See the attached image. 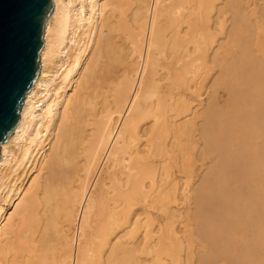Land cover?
I'll return each instance as SVG.
<instances>
[{
	"label": "bare ground",
	"instance_id": "6f19581e",
	"mask_svg": "<svg viewBox=\"0 0 264 264\" xmlns=\"http://www.w3.org/2000/svg\"><path fill=\"white\" fill-rule=\"evenodd\" d=\"M251 1L54 0L52 16L45 24L44 47L40 53V75L24 100L20 119L11 140L1 145L0 264H12L13 261L18 264H116L118 250H121V253L125 255L122 260L118 256L120 259L118 262L132 264L127 248L131 237L124 240L123 231L134 223L133 232L140 229V220L137 219L134 222L131 213L135 206L150 203L151 194L146 190L147 182H150L153 187L152 193H156L162 188L159 186L161 182L171 185L169 186L171 192H164V197L160 201L165 211H171L172 203H176L181 194L179 192V196L177 195L180 184L176 180L169 182L177 159L172 155L162 159L164 150L166 148L173 150L176 147L175 142H178L177 144L180 146L183 136L189 147L195 145L193 148H189L190 154L186 161V167L183 170L180 169L190 181L195 175L197 161H203V168L206 166L205 162L212 159L214 152H218L221 159L222 156H225L224 151L227 152L228 149L235 151L238 148L239 151V147H242L241 150L244 152L247 145L245 147H243L244 144L238 146L237 137L235 141L238 143H235V147L230 149L231 145L229 146V144H231L232 135L234 136L232 134L234 130L228 133V128H225V123L230 117L227 118L222 111L221 102L225 95H229L233 103L236 104L238 102L236 98L243 95L241 98L248 99L252 93L242 91L244 94H238L239 97L235 98L232 93L233 88L227 86V90H224L220 84L223 81L225 83V80L228 81L226 78L223 80L226 75L239 77L244 74L249 75V81L247 82V77L243 84L244 82L248 84L253 82L254 77L260 73H255L259 71V62L256 64V68V61L253 58L254 41L252 36H254V29L251 25V17L249 18L250 8L253 4ZM257 25L259 24L256 23ZM262 66L260 64L259 68L263 69L264 66ZM250 75L253 76L252 79H250ZM259 75L263 78L261 74ZM198 77L204 82L198 92L203 91L209 80L215 79L214 82L219 81V83L216 84L218 87L215 85L216 82L214 83L216 87H211L213 92L207 90L208 86L205 87L204 93L197 92L200 98L206 95L200 101L201 108L197 111L189 102L187 92L193 88L189 86V82ZM227 78L229 77L227 76ZM244 79L240 77V80ZM240 80L238 83L241 82ZM260 80L263 82V86L260 88L264 89V78H260ZM163 82L167 83L163 84ZM257 82L255 85L258 87L256 88L258 95L253 91L255 89L250 91L256 94V101L258 99L260 106L255 105L260 108L256 107L259 110L257 109L256 117L253 116L254 119L250 116L255 108L251 115L248 113L250 115L248 120L253 119L249 126L259 132L264 129V91L259 89ZM238 83L235 85L240 87ZM229 84L230 82H228ZM243 84L241 87L244 86ZM249 86L252 87L251 84ZM252 96L255 97L254 94ZM230 101L229 103H231ZM248 106H246L247 109L252 110V103L251 107ZM248 114H246V119ZM233 115H235L236 121L237 114ZM233 115L231 113L232 118ZM243 116H238L240 121ZM238 117L237 122L239 121ZM242 119L246 121L244 117ZM235 121L233 119L232 123ZM235 123L233 124L235 125ZM232 125H230L231 129H234V125L233 127ZM245 128L243 129L246 131ZM243 133L242 136L250 135L251 130L248 134ZM253 135L249 138L256 140V138L253 139ZM257 138L263 139L261 136ZM261 139L259 140L261 141ZM228 142L230 143L228 144ZM196 145L199 146V149H196ZM258 145L261 146V143ZM251 149L252 147L250 151ZM172 150L166 151V154L170 155ZM180 150L184 151L181 148ZM238 151L236 150L235 153ZM250 151H247L246 148V152L242 155L233 156L236 160L234 162L232 158L234 168L229 167L228 164L223 167L220 160L219 169H216L219 171L217 173L215 171L214 174H221L220 170L224 168L227 171L230 170L231 173L233 171L232 175L245 176L247 185L254 186L257 176L264 171L258 170L263 164L261 161L264 152L259 151L262 155H258L257 152H254L255 149ZM238 155L241 156V159H238ZM157 158H161V160L159 161ZM184 159L182 158V160ZM216 160H214L215 163ZM97 164L105 165L108 175L105 174L108 179L113 180V186H108L105 183L101 188H96L94 185L91 187L90 179L95 176ZM162 165L164 166L161 167ZM215 165H219V163ZM231 167L233 170L230 169ZM213 171L214 169L207 168L204 169L205 173L202 171L203 174H199L198 190L200 192L196 194V197L199 195L197 201L195 200L196 204L203 201L206 206L205 202L209 197L206 194L211 192H206V189L209 184L212 185ZM217 176H213L214 179ZM187 179V183L184 185L189 189L192 181L189 183ZM219 181L222 182L221 179ZM231 181L234 180L231 179L227 182L233 186ZM241 181L243 182V179ZM258 181L260 182V178ZM242 185L244 184L242 183ZM216 187L218 188V186ZM216 187L212 190L216 191ZM244 187H240V189L242 190ZM259 188L256 194L260 195ZM261 188L263 187L261 186ZM111 189L116 192V201L110 198ZM226 190L225 192H229ZM235 190L240 191L239 189ZM251 190L253 192V187L250 192ZM184 193L188 192L184 191ZM215 193L214 195L218 194L219 197L215 198V196L214 199L210 195L212 199L219 200L221 197L223 200L221 194ZM188 194L191 195V193ZM247 194L250 193L247 192ZM260 196L257 197L258 201ZM225 197L230 198L226 195ZM184 198L183 201L186 200ZM205 198L207 199L205 200ZM235 198H230V200L234 201ZM212 199L209 203L206 202L207 210H211L215 206H211V202L214 203ZM255 200L258 205L261 201L263 202V199L259 203L256 198ZM112 201L113 207H111ZM232 201H230L231 204ZM238 201L242 200L237 198L235 202L239 203ZM218 202L220 203V201ZM230 202L228 203L230 204ZM226 203L224 202L225 205ZM104 204H107V209L102 208ZM249 204L251 203L249 202ZM5 205L10 209H7ZM122 205H126L128 211L121 209ZM188 206L190 205L188 204ZM204 206L203 209H205ZM210 206L211 209H209ZM223 206L219 207L224 208ZM220 208L217 210L224 211ZM200 209L202 212L201 207ZM262 209H264L263 205ZM196 210L198 211V209ZM207 210L205 209L203 212L206 213ZM217 210L216 213H218ZM231 210L226 211L225 209L224 212H227L228 215ZM220 212L219 214L222 213ZM232 212L236 213L233 210ZM257 212L255 215L253 214V217ZM208 214H203L202 218L204 216L206 219L209 216L213 217L215 213ZM244 214L246 213L244 212ZM177 215L172 213L171 217L174 218ZM199 215L201 216V214ZM239 215L241 216V213ZM247 215L250 216L249 212ZM257 215L259 216V214ZM242 216L244 215L242 214ZM219 218L220 216L217 220L221 221ZM205 220L203 221L206 222ZM256 220H253L255 225ZM231 221L229 219V222ZM204 222L201 221V223ZM213 222L215 223V220ZM218 222L212 224L217 226ZM248 222L250 223L247 220ZM263 222L261 223L264 224ZM71 224L74 228H70ZM231 225L233 226V224ZM258 227L261 228V225ZM172 228L175 233L174 226ZM252 228L254 229V226ZM145 229L144 235L147 242V239L153 235V230ZM224 232L228 231L224 230ZM206 234L208 235L207 232ZM261 234L259 232L258 235ZM197 235L199 236V233ZM225 237L223 236V238ZM206 238L208 239V237ZM213 238L215 237L213 236ZM256 238L258 239L257 236ZM164 239L166 240V237ZM163 240L158 238L157 241H154L148 255L152 253L157 264L161 262L164 255L171 260V264H177L179 255L174 242L169 236L168 240L171 243L168 242L167 245ZM219 240L222 241V239ZM221 241L220 244H222ZM255 241L254 245L251 243L254 247ZM145 245L147 244H144L143 248ZM228 248L230 247L228 246ZM258 250L260 251V248ZM53 251V255L50 254ZM49 254L52 255V263H49L48 258L51 259ZM229 254L226 253L225 256ZM230 257H232L231 254ZM162 262L161 264H163Z\"/></svg>",
	"mask_w": 264,
	"mask_h": 264
},
{
	"label": "rangeland",
	"instance_id": "374dc122",
	"mask_svg": "<svg viewBox=\"0 0 264 264\" xmlns=\"http://www.w3.org/2000/svg\"><path fill=\"white\" fill-rule=\"evenodd\" d=\"M242 1H244V0H242ZM246 2L247 1H251V0H245ZM251 2H253V4H252V6H251V8H250V12H249V18H250V20H251V25L253 26V34H254V36H252L253 38H252V40L254 41L253 42V58H255V61H256V63H255V67L257 68V65L256 64H258V62H259V64H258V69H259V71H256L255 73H258V72H260V73H258L255 77H254V81L253 82H255L254 84H252L251 82L250 83H248L249 85L251 84L252 85V87H253V85H254V87L252 88L251 86H249L247 83H245L246 82V79H247V77H248V80H247V82L249 81V75H246V74H244V75H240L239 77L238 76H231L230 77V75H226V77H224L223 78V80H225V78L226 79H228V81L227 80H225V83H221L220 84V87L222 88V89H224V90H227V86H229V87H231V88H233L232 90V93H234V95H235V98L236 97H239L238 96V94L240 95V94H244V93H247V92H249L250 94L252 93V94H254V96L257 94L258 95V93H256V88H258V87H256V82H257V80H258V84H257V86L259 85V89H261L260 88V86L262 87L263 85V82H262V80H260V78L261 79H263L264 78V74H262V73H264V0H252ZM261 12H263V13H261ZM263 10V11H262ZM254 13V14H253ZM258 13V14H257ZM261 14H262V16H261ZM258 18V20H256ZM257 22H256V21ZM258 21H259V23H258ZM256 23L257 24H259V25H257L256 26ZM245 26H246V24H245ZM255 26V27H254ZM217 33H219L218 31H217ZM225 41V40H224ZM224 44H225V42H224ZM222 53L224 54V51H222ZM259 55V56H258ZM255 56V57H254ZM226 57H227V53H226ZM258 58V60H257V58ZM262 59V60H261ZM262 62V63H261ZM260 64H261V66H262V64H263V69L262 68H259L260 67ZM261 70H262V72H261ZM259 74H261L262 76H263V78L262 77H260V75ZM258 75H259V79H258ZM227 76L229 77V78H227ZM246 76V77H245ZM253 76H254V73H253ZM253 76H251L250 75V79H252L251 77H253ZM235 77V78H234ZM240 77H241V79H242V77H243V79H244V77H245V79L244 80H240ZM256 78H257V80H256ZM235 79V80H234ZM203 79H199V77L198 78H196L195 80H193V81H191V82H189V86H191V87H193L191 90H189L188 92H187V94H189V96H188V99H189V102L193 105V107H195V110H199L201 107L199 106V103H200V101L203 99V98H205L206 97V95L203 97V98H200L199 97V95H198V93L200 94V93H204L205 92V87L206 86H208V88H207V90L209 91V92H213V89L211 88V87H218V85H216V84H218L219 83V81L218 82H214V80L215 79H212V81H210L209 80V82H207L206 84H205V87L203 88V91H199L198 92V90L201 88V84H203L204 82L202 81ZM222 80V79H221ZM220 80V81H221ZM233 80H234V82H233ZM241 81L240 83H238V81ZM237 81V82H236ZM243 81H245L244 82V84H243ZM262 83H261V82ZM226 82H227V84H226ZM228 82H230V84L228 85ZM167 82H163V84H166ZM212 83V84H211ZM214 83H215V85L216 86H214ZM236 83H238V85L240 84V87L239 86H236L237 84ZM260 83H261V85H260ZM236 84V85H235ZM246 85L245 87H246V89H245V87L244 86H242L241 87V85ZM231 85V86H230ZM233 85V86H232ZM236 87V88H235ZM250 87V88H249ZM244 88V89H243ZM234 89H237V90H234ZM239 89V90H238ZM253 89H255V90H253ZM263 89V88H262ZM261 89V90H262ZM247 90V91H246ZM253 90L254 92H251V91ZM237 91H239V93H237ZM244 93H243V92ZM262 91H264V89L262 90ZM261 91V92H262ZM198 92V93H197ZM236 93V94H235ZM248 93V94H249ZM252 94L248 97V99H246V97H245V99H243V98H241V97H243V95L242 96H240L238 99L236 98V100L238 101H236L235 99V102H237L236 104L235 103H233V100L232 99H230V96L229 95H225L224 96V98L222 99V102H221V106H222V111L224 112V114L226 115V117L227 118H229V119H227V122L225 123V128L227 127L228 129L227 130H229V131H227L228 133L229 132H232L233 130V133L232 134H234V136H235V138H233L234 136L232 135V138H233V140H232V138H231V144H229L230 142H228V144H229V146L231 145V147H230V149H232L233 147H235V143H238L239 145L238 146H240V144H241V146H243L242 144H244V146L243 147H245L246 145L248 146H246V148H247V151H250V148L252 147V149H251V151L250 152H252V151H254V149H255V151L254 152H257V154L258 155H262L261 153H263L264 152V149H263V151H262V148H264V129H263V131H259V132H261L260 134H258L259 132H256L255 130H253V128H251L250 126H249V124L251 123V120H253L254 119V117H256V115H257V113H258V108H260L259 106V104H260V102H258V99H257V101H256V96L253 98V96H252ZM252 97V98H251ZM263 97V96H262ZM190 98H191V100H190ZM241 98V99H240ZM250 99V100H249ZM255 99V100H254ZM231 100V101H230ZM241 100H242V102H241ZM245 100V101H244ZM246 100H249V101H246ZM229 101L231 102V103H229ZM207 102V101H206ZM244 102V103H243ZM247 102V104H245ZM248 102H250V104L252 103V110H249V108L247 109V105H249L248 107H251L250 106V104H248ZM255 102V103H254ZM228 103H229V105H228ZM238 104V105H237ZM246 106H245V105ZM255 104H257V105H259V106H257V105H255ZM236 106V108H235V106ZM197 106V107H196ZM229 106H232L231 108L229 107ZM245 106V107H244ZM255 106V107H254ZM256 107H258V108H256ZM240 108V109H239ZM255 108V110H254V112H253V109ZM230 109H232V110H230ZM243 109H244V111H243ZM258 109V110H257ZM237 110V111H236ZM231 111V112H230ZM235 111V112H234ZM240 111V112H239ZM243 111V112H242ZM245 111H246V113H245ZM252 112H253V114H252ZM256 112V113H255ZM231 113H232V115L233 114H237L236 115V121H235V115H233L234 117L232 118L231 117ZM244 113H245V115H244ZM248 113H250V115L248 114ZM255 113V114H254ZM244 117V119L246 120V121H243V117L241 118V120L242 121H240V117H238V116H241V115ZM246 114H248L247 115V119H246ZM250 116V118H253V119H250V120H248V117ZM254 116V117H253ZM237 117L239 118L238 120V122H237ZM182 118V117H181ZM233 119H234V121L236 122H233V123H235V125L232 123V121H233ZM199 120V119H198ZM230 121H231V123H230ZM247 122V123H246ZM242 123V124H241ZM234 125V129H231V126L230 125ZM248 124V126H246ZM233 125H232V127H233ZM238 125V126H237ZM243 125H244V127H243ZM240 126V127H239ZM242 126V127H241ZM237 127H239L238 129H237ZM246 127V128H245ZM243 128H245L246 129V131L243 129ZM249 128V129H248ZM249 131H248V130ZM226 130V129H225ZM236 130L238 131L237 133H236ZM250 130H251V133H249L250 132ZM248 131V132H247ZM255 131V132H254ZM243 132H245L246 134H250V135H243L242 136V134H244ZM236 133V134H235ZM258 134L257 135V137H259V136H261L263 139H261V138H257V137H255L253 134ZM263 133V134H262ZM237 135V136H236ZM251 135H253V139L254 138H256V140H252V139H250L252 136ZM236 137H237V139H236ZM250 137V138H249ZM246 138H249V139H246ZM235 139H236V141H238V142H236L235 141ZM259 139H261V141L259 140ZM182 146L180 145H178L177 143L178 142H175V146L176 147H174L173 148V150L172 149H170V148H166L165 150H164V154H163V157H161L162 159H165V158H167V157H169V156H174L176 159H177V162L176 163H174V167H173V170H172V177H171V179H169V182H172V181H174V180H176L177 181V183H179L180 184V189H181V191H180V189L178 190V192H177V195L179 196V194H180V196H179V199H178V203L176 204V203H172V209H171V211L169 210V211H165V210H163L164 208L162 207V205L160 204V201L162 200V198L164 197V192H167V193H170L171 191L169 190V186H171V185H169V184H162V182H161V184H160V182H159V186L160 187H162L159 191H157L156 193H152L151 191L153 190V187L151 186V183L150 182H147V192L149 193V194H151L150 196H151V201H150V203H148V204H144V205H139V206H135L134 208H133V211H132V213H131V216H132V219H133V221L135 222V220H137V219H139L140 220V226H139V228L140 229H138L137 231L135 230V232H133L134 231V224L131 226H127L128 228H125V230L123 231L124 232V236H125V238H124V240H126V239H128V237L130 236L131 237V239L128 241L129 242V244H128V242H127V244H128V250H129V259H131L130 260V262L132 263V264H153L154 262V264H157L156 262V259L154 258V256L152 255V253L150 254V255H148L149 253H150V247L152 248V246L154 245V244H152L154 241H157L158 240V238L159 239H164L165 237H166V240L164 239L163 241H164V243H166L167 245L169 244V243H171L170 242V240H168V236L170 237V239H172V241L174 242L173 244L175 245V247L177 248L176 250H177V252H178V255H179V261H178V263L177 264H234V263H236V264H264V249H262V248H264V238H262V237H264V234H263V230H264V224H262L261 222L262 221H264V209H262V205L264 206V171L262 172V173H259V175H258V173H257V175L259 176H257V178L259 179L260 178V182L258 181V179L256 178V181H255V185L254 186H251V187H249L248 185H247V180H245L246 179V177L245 176H243V177H240V176H242V175H240V174H238L237 176H238V179H237V176L236 175H232V174H234L233 173V171H232V173H231V171L230 170H228L227 171V169L225 170L224 168H222L221 170H220V172H221V174H214V172L216 171V169H219V166H220V162H221V164L222 165H224L223 167H226V165L228 164V166L230 167V166H232L233 167V161L235 162L236 160H235V156H237L236 154H240V155H242L243 153H245L246 152V148L243 150L244 152H242V150H241V148L242 147H239V151H238V148H234L235 149V151L237 150L238 152L237 153H235V151L234 150H230L229 151V149H228V151L227 152H225L224 151V155L226 156V158H224L225 156H222V159H221V155H219V153L218 152H214L213 153V155H212V159H208V161L207 162H205L206 164V166H204L203 168H202V165H203V161H197L196 162V164H195V167H197V169H196V172H195V175H194V177L193 178H191V181H192V184L189 186V189H188V187H186L185 188V185L184 184H186L187 183V181H186V179H187V177L185 176V174H183L181 171H180V169H182L183 170V168L184 167H186V165H187V160H188V155L190 154L188 151L191 149L190 147H194L195 145H192V146H188L187 145V143L185 142V139H184V136L182 137ZM246 140V141H245ZM251 140V141H250ZM259 140V141H258ZM227 141V140H226ZM254 141V142H253ZM248 142V144H245V143H247ZM258 143V144H260L261 143V146L260 145H258L257 143L256 144H252V145H250L251 143ZM227 144V143H226ZM178 145V146H177ZM237 147V146H236ZM180 148L182 149V150H184L183 152L180 150ZM190 148V149H189ZM227 148H229L228 146H227ZM164 149V148H163ZM169 149V150H168ZM196 149H199V146H197L196 145ZM196 149H195V151H196ZM243 149V148H242ZM258 149H260L259 151H261V153L258 151ZM172 150V153L169 155L168 153L166 154V151H171ZM174 151V152H173ZM231 151H233V152H231ZM218 153V154H217ZM231 153H232V157H231ZM235 153V154H234ZM260 153V154H259ZM182 154H183V156H182ZM196 154V153H195ZM216 154V155H215ZM264 154V153H263ZM168 155V156H167ZM181 156H182V158L184 159V160H182V158H181ZM214 156H216V157H214ZM228 156V157H227ZM234 156V157H233ZM161 158H157L159 161L161 160ZM214 158H216V159H214ZM229 158V159H228ZM231 158V159H230ZM232 158L234 159L233 161H232ZM224 159V160H223ZM238 159H241V156H239L238 155ZM211 160V161H210ZM214 160H216V163H215V161ZM221 160V161H220ZM223 160V161H222ZM227 160V161H226ZM212 161H214L213 163H212ZM220 161V162H219ZM226 162V164H225V162ZM231 161V162H230ZM183 162V163H182ZM219 163V165H215V164H218ZM261 163H263V164H261V168H258V170L259 169H261V170H264V156H262V161H261ZM209 164V165H208ZM214 165H215V167H214ZM164 165H162L161 167H163ZM217 167V168H216ZM229 167H227L228 169H229ZM230 168L231 170H233V168ZM214 169V171H213V174H212V180L213 181H211V183H212V185H208L207 186V189H206V192L208 191V193L209 194H206V195H209V197H207V198H205V200H206V202L207 203H209L210 201H211V199H212V197L210 196V195H212L213 196V198L216 196V195H214V193L218 190V188H219V191H217L219 194H221L222 196H223V200L221 199V197H220V199L218 200V199H216V200H214L215 198H218L219 196H218V194H217V192L215 193V194H217V196L214 198V199H212V201L214 202L213 204H212V202H211V206H218V207H216L215 208V206L212 208L211 206L209 207V209H211V210H207L208 208V206H207V204H206V202H205V205L207 206H204V202L202 201V203H201V205L199 206V204L200 203H198V204H196V199H198V196L199 195H197V197H196V194H199L198 192H200V190H198V186L200 185V180H199V176L201 175V174H203L202 173V171L204 172V169ZM221 168V167H220ZM263 168V169H262ZM217 171H219V170H217ZM217 171H216V173H217ZM224 171V172H223ZM227 172V173H226ZM107 174V170H106V167H105V165H103V164H97L96 165V167H95V176L94 177H91V179H90V185H91V187L94 185V187H98V188H101V187H103V185L105 184V183H107V185L108 186H113L114 185V183H113V180H111V178H109L108 179V176H106V174ZM181 173V174H180ZM205 173V172H204ZM219 173V172H218ZM101 174V175H100ZM200 174V175H199ZM231 174V175H230ZM261 174H262V177H260L261 176ZM108 175V174H107ZM216 175H218L217 176V178L216 179H214V177H216ZM223 175H225V176H223ZM106 176V177H105ZM203 176V175H202ZM214 176V177H213ZM220 176H221V178H220ZM222 176H223V179H222ZM228 177H230L229 179H227ZM232 177V178H231ZM222 180V182L221 181H219L220 179ZM179 179V180H178ZM181 179V180H180ZM217 179H218V181H217ZM234 180V181H231L232 183H233V186H231L232 184L231 183H229V182H227V181H229V180ZM243 179V182L241 181L240 182V180H242ZM103 180V181H102ZM188 181H189V183H191V181L189 180V179H187ZM245 180V181H244ZM245 182V183H244ZM199 183V184H198ZM238 183V184H237ZM240 183H241V185H242V183L244 184V185H240ZM260 184V185H258V184ZM182 184V185H181ZM165 185V186H164ZM230 185V186H229ZM237 185H238V188H237ZM184 186V187H183ZM196 186V187H195ZM216 186H218V188L216 187ZM246 186H248L247 188H245ZM261 186L263 187V188H261ZM159 187V188H160ZM166 187H168V189H165ZM211 187V188H210ZM215 187H216V191L215 190H212V189H215ZM226 188V189H224V188ZM240 187H244V189H240ZM252 187H253V192H252V190H251V192H250V189H252ZM260 187V188H259ZM106 189H107V187H105ZM232 188H234V189H232ZM250 188V189H249ZM258 188L260 189V195L259 194H256V192L258 191ZM113 189V188H112ZM110 190L112 193H111V195H110V198L111 199H113L114 201H116L117 200V196H116V192H113L114 190ZM183 189H185V190H183ZM209 189V190H208ZM235 189H239L240 191H238L237 192V190H235ZM256 189V190H255ZM183 190V191H182ZM196 190H198V191H196ZM225 190L226 191H229V192H225ZM246 192H245V191ZM263 191V193H262V191ZM184 191L186 192H188V193H191V195L190 194H188V193H184ZM191 191V192H190ZM215 191V192H214ZM255 191V192H254ZM180 192V193H179ZM214 192V193H213ZM222 192H224L223 194H222ZM247 192L248 193H252L251 194V196H250V194H247ZM231 193V194H230ZM258 193V192H257ZM262 193V194H261ZM188 195V196H187ZM220 195V196H221ZM225 195L228 197H230V198H232L233 199V197L235 198V200L234 201H232V199L230 200V198H226L225 197ZM234 195H236V196H234ZM253 195H255L254 197H253ZM184 196H186V198H184ZM232 196V197H231ZM244 196V197H243ZM260 196V200H262L263 199V202L261 201V203L258 205L257 203H256V200H255V198L257 199V201H258V198L257 197H259ZM181 197V198H180ZM190 197H191V199H190ZM196 197V198H195ZM183 198L184 199H186V200H184L183 201ZM188 198V199H187ZM209 198H211L210 199V201H209ZM237 198L239 199V200H242V201H238L239 203H237V202H235V201H237ZM241 198V199H240ZM248 198H250L249 200H248ZM262 198V199H261ZM182 199V201H183V203H182V201L180 202V200ZM244 199V200H243ZM252 199H254L255 200V202H254V200H252ZM187 200H188V204L190 205V206H188V204H187ZM196 200V201H195ZM260 200L258 201V203L260 202ZM190 201V202H189ZM216 201V202H215ZM218 201H220V203L218 202ZM230 201H232L233 203L232 204H234L233 206H232V204H231V202ZM224 202H227L226 203V205L224 204ZM228 202H230V204L228 203ZM248 202V203H247ZM249 202L251 203V204H249ZM185 203V204H184ZM217 203V204H216ZM224 204V206H223V204ZM235 203H237V204H235ZM243 203V204H242ZM247 203V204H246ZM254 203V204H253ZM113 204V201L111 202V207H113L114 205H112ZM186 204H187V206H186ZM218 204H220L221 206H223L224 208H220L219 206L220 205H218ZM253 204V205H252ZM181 205V206H180ZM209 205V204H208ZM239 205V206H238ZM243 205V206H242ZM252 205V206H251ZM256 205V206H255ZM257 205H258V210H257ZM124 206V207H123ZM185 206V207H184ZM192 206V207H191ZM203 206H204V208L207 210V212L210 214H217V215H213V217L211 216H209L207 219L208 220H212V221H208L205 217L206 216H204V218L206 219H204V218H202V216H203V214H208L207 212L206 213H204L203 211H205V209H203ZM228 206H232V207H228ZM244 206H245V208H244ZM251 206V207H250ZM254 206H255V208H254ZM5 207L7 208V209H10V207H8L7 205H5ZM187 207V208H186ZM200 207L202 208V212H201V209H200ZM225 207H227V208H225ZM240 208V210H238L239 208ZM251 209V212H250V209ZM259 207H261V208H259ZM102 208L103 209H107V204H104L103 206H102ZM224 209V211H225V209H226V211L227 210H233V211H236V213L235 212H232V210H231V212H229L228 213V215H227V212H224V211H221V210H217V209ZM249 210H248V209ZM254 210H253V209ZM121 209H123L124 211L126 210V211H128V209H127V206L126 205H122V207H121ZM196 209H198V211L196 210ZM200 209V210H199ZM213 209H216L217 211H218V213H216V210H213ZM242 209L244 210V212L246 213V214H244V212L242 213ZM248 211H247V210ZM260 209H262V210H260ZM200 211V212H199ZM213 211H215L214 213H213ZM224 213L223 215H222V213ZM238 211V212H237ZM256 211H258L257 212V214H259V216L256 214V216L255 217H253L254 215H255V213H256ZM167 212V213H166ZM174 213L175 215L176 214H178L177 216H175L174 218H172L171 217V214L172 213ZM219 212L221 213V214H219ZM248 212H249V214H250V216L249 215H247L248 214ZM166 213V214H165ZM235 213V214H234ZM241 213V216L239 215V214ZM263 213V214H262ZM199 214H201V216L199 215ZM208 214V215H209ZM210 214V215H211ZM231 214H233V215H230ZM238 214V215H237ZM242 214L244 215V216H246V218H244V216H242ZM254 214V215H253ZM260 214H262V215H260ZM207 215V216H208ZM222 215V216H221ZM226 215V216H225ZM179 216V217H178ZM214 216H216L215 218H214ZM220 216V218H221V221L220 220H217L218 219V217ZM230 216V217H229ZM240 217V219H239V217ZM258 216V217H257ZM261 216H263V217H261ZM166 217V218H165ZM195 217V218H194ZM224 217H225V220L227 219L228 221L226 222L225 220H223L224 219ZM229 217V218H228ZM234 219H233V218ZM236 217H237V219H236ZM244 218V219H241V218ZM248 217V218H247ZM250 217V218H249ZM255 218V219H253V218ZM179 218H180V220H179ZM193 218H194V220H193ZM202 218V220H200ZM215 220V223L213 222L214 220ZM219 218V219H220ZM252 218V220H250ZM256 218H257V220H256ZM177 219V220H176ZM183 219V220H182ZM198 219V220H197ZM229 219H230V221H231V219H233L231 222H229ZM262 220V221H259V220ZM203 220H205L206 222H204ZM223 220V221H222ZM247 220L248 221H250V223L248 222L247 223ZM253 220H256V222L258 223V226H260L261 225V228H259L258 226H257V223H256V225H255V222H253ZM201 221L202 222H204V223H201ZM218 221H220V222H218V228H216L217 226L216 225H213V224H217V222ZM226 222V224H224L225 222ZM241 221V222H240ZM246 222V224H247V226H246V224H244L245 222ZM185 222V223H184ZM210 222V223H209ZM222 222H224V223H222ZM228 222H229V224H228ZM240 222V223H239ZM254 224H252V223ZM200 223L202 224L201 225V227L203 228V230H202V228L200 227ZM206 223H208L207 225H204V224H206ZM213 223V224H212ZM222 223V224H221ZM264 223V222H263ZM175 224H176V226H175ZM231 224H233V226L231 225ZM252 224V225H251ZM213 225V226H212ZM230 225V228H228V226ZM238 225V226H237ZM245 225V226H244ZM250 225V226H249ZM262 225H263V229H262ZM149 226V227H148ZM174 226V229H175V233H174V231L172 230L173 227ZM205 226V227H204ZM214 227V228H212V227ZM227 228H226V227ZM232 226V227H231ZM234 226H235V228H234ZM237 226V227H236ZM252 226H254V229L252 228ZM256 226V227H255ZM130 227V228H129ZM148 228V229H152L153 230V235L150 237V239L148 238L147 239V242H146V240H145V231H144V229L145 228ZM196 227V228H195ZM244 227V228H243ZM248 227V228H247ZM70 228H74V226L71 224L70 225ZM146 228V229H147ZM198 228V229H197ZM201 228V229H200ZM248 230H247V229ZM251 228V229H250ZM128 229V230H127ZM145 229V230H146ZM195 229V230H194ZM200 229V230H199ZM217 229V230H216ZM234 229V230H233ZM256 229V230H255ZM261 231H260V230ZM224 230H226V231H228L227 233L226 232H224ZM231 230V231H230ZM252 230V231H251ZM257 230H259V231H257ZM220 233H219V232ZM248 231H250L249 233H248ZM258 233H257V232ZM263 231V232H262ZM128 232V233H127ZM133 232V233H132ZM202 232V233H201ZM206 232L208 233V235L206 234ZM214 232V233H213ZM224 232V233H223ZM231 232V233H230ZM259 232H260V234H261V232H262V234L259 236L258 234H259ZM132 233V234H131ZM136 233V235L135 236H137V237H135L134 236V234ZM199 233V236L197 235ZM226 233V234H225ZM257 233V234H256ZM201 234H205V235H207V236H205V235H201ZM216 234V235H215ZM184 235V236H183ZM226 236L225 238H223V236ZM232 235V236H231ZM248 235V236H247ZM251 235H252V238H250L251 237ZM258 237V239H260L259 241H258V239L256 238V236ZM186 236V237H185ZM201 236V237H200ZM205 236V237H204ZM213 236L215 237V238H213ZM218 236V237H217ZM129 237V238H130ZM141 237V238H140ZM206 237H208V239L206 238ZM217 237V238H216ZM229 237V239H227ZM154 240H153V239ZM262 238V239H261ZM179 239V240H178ZM205 239V240H204ZM215 239H217V240H215ZM219 239H222V241L221 240H219ZM224 239H226V240H224ZM250 239V240H249ZM134 240V241H133ZM140 240H143V241H140ZM153 240V241H152ZM219 240V241H218ZM227 240H229V241H227ZM252 240V241H251ZM256 240V241H255ZM149 241V242H148ZM177 241V242H176ZM220 241H221V243L222 244H220ZM226 241H227V244H226ZM248 241H250V242H248ZM255 241V247L253 246L254 245V242ZM151 242V243H150ZM169 242V243H168ZM217 242V243H216ZM242 242V243H241ZM257 242V243H256ZM54 243V242H53ZM142 243V244H141ZM149 243V244H148ZM155 243V242H154ZM183 243V244H182ZM186 243V244H185ZM214 243V244H213ZM219 243V244H218ZM228 243L230 244L231 243V245H228ZM253 245H252V244ZM262 243V244H261ZM131 244V245H130ZM144 244H147V245H145V250H144V248H143V246H144ZM151 244V245H150ZM219 246H218V245ZM225 244V245H224ZM234 246H233V245ZM248 244V245H247ZM251 244V245H250ZM258 244H260V245H258ZM141 245H142V247H141ZM149 245V246H148ZM178 245V246H177ZM213 245V246H212ZM216 245V246H215ZM240 245V246H239ZM243 247H242V246ZM263 245V246H262ZM147 246V247H146ZM180 246V247H179ZM222 246V247H221ZM228 246L230 247V248H228ZM250 246V247H249ZM262 246V247H261ZM129 247H131V248H129ZM211 249H210V248ZM217 247H220L219 249L217 248ZM225 247V248H224ZM233 247V248H232ZM240 247V248H239ZM246 247V249H244ZM137 248V249H136ZM146 248H147V250H146ZM238 248H239V251L241 250V252L239 253V251H238ZM260 248V251L258 250V249ZM133 249V250H132ZM149 249V250H148ZM199 249V250H198ZM201 249V250H200ZM221 249V250H220ZM229 249V250H228ZM247 249H249L248 251H246ZM216 250V251H215ZM245 250V251H244ZM251 250V251H250ZM144 251V252H143ZM216 253H215V252ZM219 251V252H218ZM222 252V254L220 255V253ZM242 251L244 252L243 254H242ZM122 251L121 250H118V255L116 256L117 258H116V261H115V263L116 264H120L119 262H118V260H122V258H123V256L125 257V255H123V253H121ZM147 252V253H146ZM196 252H198V253H196ZM247 252V253H246ZM52 253H54V251L53 252H50V254H52ZM121 253V254H120ZM133 253V254H132ZM200 253V254H199ZM219 253V254H218ZM224 253V254H223ZM226 253L228 254V253H230L231 254V256L232 257H230V254L229 255H227V256H225L226 255ZM246 253V254H245ZM253 253V254H252ZM15 254V252L13 253V255ZM49 254V255H50ZM127 254V255H128ZM196 254H198V255H196ZM53 255V254H52ZM52 255H50L49 257H51V259H49L48 258V260L50 261H48L49 263H52L53 261H52ZM132 255V256H131ZM147 255V256H146ZM242 255V256H241ZM246 255V256H245ZM249 255V256H248ZM262 255V256H261ZM118 256L120 257V259L118 258ZM151 256V257H150ZM223 256V257H222ZM227 257V258H226ZM198 258V259H197ZM226 258V259H225ZM166 259V260H165ZM169 258L166 256V255H164V257H162V260H161V262L162 261H164V262H162L163 264H171L170 262H171V260L169 259ZM15 260V259H14ZM138 260V261H137ZM141 260H142V262H141ZM218 260V261H217ZM232 260H234V261H232ZM237 260V261H236ZM240 260V261H239ZM246 260H247V262H246ZM262 260V261H261ZM140 261V262H139ZM231 261V262H230ZM242 261V262H241ZM244 261H245V263H244ZM18 264L16 261H13V263L12 264ZM118 262V263H117ZM160 262V261H159ZM161 262L159 263V264H161ZM249 262V263H248ZM257 262V263H256Z\"/></svg>",
	"mask_w": 264,
	"mask_h": 264
},
{
	"label": "water",
	"instance_id": "95a60500",
	"mask_svg": "<svg viewBox=\"0 0 264 264\" xmlns=\"http://www.w3.org/2000/svg\"><path fill=\"white\" fill-rule=\"evenodd\" d=\"M54 0H0V156L41 71L45 24Z\"/></svg>",
	"mask_w": 264,
	"mask_h": 264
}]
</instances>
